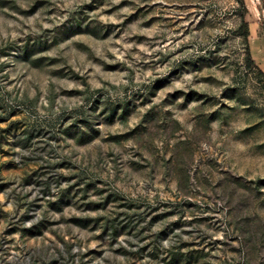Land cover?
Instances as JSON below:
<instances>
[{
  "label": "rangeland",
  "instance_id": "rangeland-1",
  "mask_svg": "<svg viewBox=\"0 0 264 264\" xmlns=\"http://www.w3.org/2000/svg\"><path fill=\"white\" fill-rule=\"evenodd\" d=\"M245 3L0 0V264H264Z\"/></svg>",
  "mask_w": 264,
  "mask_h": 264
},
{
  "label": "crops",
  "instance_id": "crops-1",
  "mask_svg": "<svg viewBox=\"0 0 264 264\" xmlns=\"http://www.w3.org/2000/svg\"><path fill=\"white\" fill-rule=\"evenodd\" d=\"M242 24L247 30V45L256 65L264 74V0H245Z\"/></svg>",
  "mask_w": 264,
  "mask_h": 264
},
{
  "label": "trees",
  "instance_id": "trees-1",
  "mask_svg": "<svg viewBox=\"0 0 264 264\" xmlns=\"http://www.w3.org/2000/svg\"><path fill=\"white\" fill-rule=\"evenodd\" d=\"M243 27L245 28V24H243ZM245 34H246V37H247V31L245 32Z\"/></svg>",
  "mask_w": 264,
  "mask_h": 264
}]
</instances>
